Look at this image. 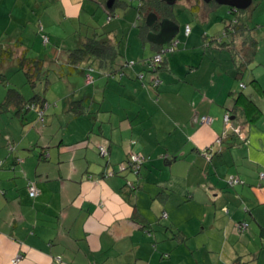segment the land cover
<instances>
[{
	"label": "crops",
	"instance_id": "crops-1",
	"mask_svg": "<svg viewBox=\"0 0 264 264\" xmlns=\"http://www.w3.org/2000/svg\"><path fill=\"white\" fill-rule=\"evenodd\" d=\"M126 1L108 13L104 0H0V101L13 87L46 105L42 120L37 101L12 102L0 112V264L17 256L16 264H180L184 248H219L225 264H264L262 57L245 77L264 41L245 13L264 9V0L237 9L258 40L241 79L233 56L241 38L224 33L234 17L229 6L215 2L205 10L203 0H176L200 22L216 21L211 13L224 6L216 15L222 33L209 37V29L180 26L174 15L178 42L166 46L154 73L143 61L158 48ZM195 4L200 7L191 11ZM92 36L118 50L112 62L73 60L70 51ZM20 58L42 60L32 85ZM252 79L261 93L249 85ZM241 90L262 110L252 121L231 111ZM202 116L213 120L202 123ZM131 153L145 157L135 175L120 168ZM230 176L240 182L229 185Z\"/></svg>",
	"mask_w": 264,
	"mask_h": 264
},
{
	"label": "trees",
	"instance_id": "trees-1",
	"mask_svg": "<svg viewBox=\"0 0 264 264\" xmlns=\"http://www.w3.org/2000/svg\"><path fill=\"white\" fill-rule=\"evenodd\" d=\"M107 3L108 0H104ZM176 2V1H175ZM174 2V3H175ZM199 2V0H198ZM125 3L127 4L126 0H111L110 6L107 10L110 13L111 10L119 4ZM173 5L166 2V0H138V4L136 6V11L138 15V20H140V27L141 32L147 39V34L149 32H158L160 28V22L164 19L173 20L174 13H173ZM200 4H195L190 7L191 11L194 9H198ZM216 5L214 0H210L209 2H202V7L205 10H210L211 8ZM231 14L234 16L229 22H227L226 26L224 27V33H229L230 36L234 38H241V48L233 50V56L238 55L239 60L234 61L235 67L237 70L238 79L243 77V74L247 70L248 64L251 62L253 55L257 50L258 40L255 37L254 29L248 28L242 17L240 15L243 14V11L234 10L230 8ZM150 14H154L156 16L155 20L152 24L147 23V17ZM112 15H109V18ZM148 40V39H147ZM151 43V42H150ZM167 44L159 45L155 44L158 48L157 54H162V52L166 51ZM154 44V43H152ZM228 45V44H227ZM229 46V45H228ZM220 47V46H219ZM118 53V50L108 41V39H101L96 37H88L82 46L74 48L70 51V56L73 57V60L82 59L85 56H94L97 58L101 64H107L112 62L114 56ZM151 59V58H149ZM134 61V60H132ZM135 63V61H134ZM133 63V64H134ZM42 60L41 59H32V58H20L19 59V66L21 69L24 70V74L26 77L27 82L29 85L35 83V81L39 77V70L41 68ZM164 64L163 58L161 61L155 65L154 69H148L149 72H158L161 66ZM147 67V66H146ZM90 72V71H87ZM85 72V74L87 73ZM254 88V90L258 93H261V87L257 80L252 79L249 82V85ZM243 85V84H242ZM37 102L41 103V106L44 104L41 100L36 97V95L32 96L31 98L24 99L23 95L18 91L16 88H7L5 97L2 101H0V112H3L7 109L10 103H20L24 102V106H33ZM39 107V108H40ZM237 110L244 116L245 119L248 121H252L261 115L262 110L257 105L255 99L253 98L252 94L245 93L243 90L239 91L233 98V107L231 108L232 112H236ZM38 111V110H37ZM229 118H230V114ZM236 116V115H235ZM143 165V164H142ZM230 185V184H229Z\"/></svg>",
	"mask_w": 264,
	"mask_h": 264
},
{
	"label": "rangeland",
	"instance_id": "rangeland-1",
	"mask_svg": "<svg viewBox=\"0 0 264 264\" xmlns=\"http://www.w3.org/2000/svg\"><path fill=\"white\" fill-rule=\"evenodd\" d=\"M130 6L133 9L132 13V19L134 20L135 18V9L137 6V0H129ZM128 3V4H129ZM221 7L224 6H219L217 9H215V11H213L211 13V17H214V19L216 18V21L214 20H208V21H204V22H200L199 20L196 19V17L193 15V13L189 12L188 8L186 7V3L184 1H177L174 3L173 5V13L176 17L177 22L181 25H183L185 22L189 23V25L194 28L193 31L196 30V32L202 33L204 32L203 30L209 29L210 33H209V37L212 36L213 34H221L222 33V22H221V18L217 15L218 10L221 9ZM246 19L245 22H247V24L250 27H255V26H259L261 27V29L259 30V32L261 31V34H264V9H260V6H256L253 11L251 12H246ZM78 34V31L76 29V35ZM180 34V31L176 34V37H178ZM72 39H78L77 36L73 37L72 35H70V40L72 41ZM262 39V38H261ZM38 40V39H37ZM40 43V40H38ZM68 42V40H67ZM260 50H262V52L257 53L256 57V61L257 62H252L250 65V68L247 70V74L245 77L248 76V74L251 72V70H256L259 69L260 66L259 64L262 62L261 59L264 60V41L260 40ZM61 46H63L64 48L65 45L61 44ZM48 47V46H47ZM34 49H36L34 47ZM46 49L45 46H43V50ZM260 57H262L260 59ZM0 61H1V55H0ZM152 85V83H151ZM250 87V86H249ZM249 91V88L245 89ZM132 175H135L134 173L131 172ZM193 230L197 229V224L193 225ZM194 243H190V245H193ZM184 251H187L185 253V255H183L180 264H225L224 262L227 260L225 259V255L227 254L225 251H220L219 248H213L211 251L208 248H203L202 250H193V251H188L187 249L184 248ZM210 258V262L208 261V259ZM217 259H220L219 263H216ZM182 260L184 262H182ZM242 260V259H241ZM248 262H243L244 264H253L254 261H249V259H247ZM243 261V260H242ZM242 262H235L232 261L230 263L227 264H243Z\"/></svg>",
	"mask_w": 264,
	"mask_h": 264
},
{
	"label": "built area",
	"instance_id": "built-area-1",
	"mask_svg": "<svg viewBox=\"0 0 264 264\" xmlns=\"http://www.w3.org/2000/svg\"><path fill=\"white\" fill-rule=\"evenodd\" d=\"M42 28V27H40ZM185 33L188 35V33L190 32V27L189 25H186L185 27ZM42 41L44 43H46L48 41V37L46 34H42ZM178 41L172 40L170 41V45H168V48H174L176 46ZM161 61V55L160 54H155L154 56L151 57V59H147L144 60L143 63L145 64V66H147V68L149 69H154L155 65L158 64ZM134 63V61H130L129 64L132 65ZM85 80L86 83H91L93 80L92 75L90 74V72H87L85 74ZM160 80L158 77H153L151 80V83L153 86H157L159 84ZM241 86H243L241 84ZM46 106V105H45ZM44 107H41L40 109H38L37 114L40 120L43 119V115H44ZM223 119L225 122H229L230 118L228 114H224ZM213 120L212 117L209 116H202L201 117V121L202 123H211V121ZM221 139L218 140V142H220ZM105 145H101L99 147V152L104 154L105 153ZM145 161V157L141 154V153H131L127 159L125 160L124 163H121L120 168L123 169H128L129 171H131L134 174H138L142 164ZM263 174L261 173L260 176H262ZM240 180L238 178H235L233 176H230L228 179V183L231 185L237 184L239 183ZM130 184V183H128ZM28 194L30 197H34L37 194V190L35 188V186L33 184H29L28 185ZM247 224L246 223H239L238 224V228L239 230H244L246 228ZM19 260V256L15 257L11 263L12 264H16V262Z\"/></svg>",
	"mask_w": 264,
	"mask_h": 264
},
{
	"label": "water",
	"instance_id": "water-1",
	"mask_svg": "<svg viewBox=\"0 0 264 264\" xmlns=\"http://www.w3.org/2000/svg\"><path fill=\"white\" fill-rule=\"evenodd\" d=\"M176 0H166L169 4H174ZM205 2H209L210 0H203ZM219 5L229 6L230 8L244 9L246 8L251 0H214ZM111 0L107 1V7H110ZM156 16L154 14H150L147 17V23L150 25L155 20ZM179 26L175 24L170 19H164L160 22V28L158 32H149L147 34V39L149 42L159 45L167 44L171 41L175 35L178 33Z\"/></svg>",
	"mask_w": 264,
	"mask_h": 264
}]
</instances>
